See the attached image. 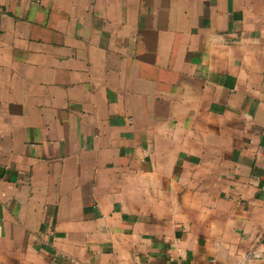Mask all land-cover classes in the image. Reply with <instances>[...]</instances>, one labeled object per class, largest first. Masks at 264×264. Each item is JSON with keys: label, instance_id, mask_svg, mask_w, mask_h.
I'll return each mask as SVG.
<instances>
[{"label": "crops", "instance_id": "crops-1", "mask_svg": "<svg viewBox=\"0 0 264 264\" xmlns=\"http://www.w3.org/2000/svg\"><path fill=\"white\" fill-rule=\"evenodd\" d=\"M0 264H264V0H0Z\"/></svg>", "mask_w": 264, "mask_h": 264}, {"label": "built area", "instance_id": "built-area-1", "mask_svg": "<svg viewBox=\"0 0 264 264\" xmlns=\"http://www.w3.org/2000/svg\"><path fill=\"white\" fill-rule=\"evenodd\" d=\"M257 258V255H247L246 256V260L248 261V260H251V259H256Z\"/></svg>", "mask_w": 264, "mask_h": 264}]
</instances>
